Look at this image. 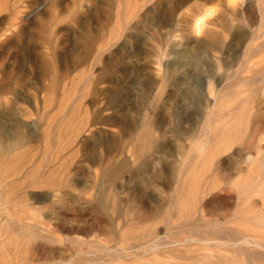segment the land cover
<instances>
[{
  "label": "rangeland",
  "instance_id": "obj_1",
  "mask_svg": "<svg viewBox=\"0 0 264 264\" xmlns=\"http://www.w3.org/2000/svg\"><path fill=\"white\" fill-rule=\"evenodd\" d=\"M0 264H264V0H0Z\"/></svg>",
  "mask_w": 264,
  "mask_h": 264
},
{
  "label": "bare ground",
  "instance_id": "obj_2",
  "mask_svg": "<svg viewBox=\"0 0 264 264\" xmlns=\"http://www.w3.org/2000/svg\"><path fill=\"white\" fill-rule=\"evenodd\" d=\"M200 150H201V148H200Z\"/></svg>",
  "mask_w": 264,
  "mask_h": 264
}]
</instances>
